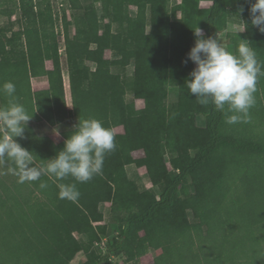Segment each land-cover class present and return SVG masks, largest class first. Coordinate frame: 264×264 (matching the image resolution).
<instances>
[{
  "label": "trees",
  "instance_id": "16d2710c",
  "mask_svg": "<svg viewBox=\"0 0 264 264\" xmlns=\"http://www.w3.org/2000/svg\"><path fill=\"white\" fill-rule=\"evenodd\" d=\"M254 2L60 0L61 40L52 0H0V85L15 84L32 121L73 124L58 143L28 124L16 140L33 163L63 149L79 118L101 120L116 143L102 174L77 183L76 201L59 197L58 184L72 177L0 178V264H116L120 254L140 264L150 248L161 253L148 264H264V76L247 123L227 124L185 84L197 27L220 39L242 23L230 49L246 40L264 62V33L251 23ZM40 77L48 87L36 90L32 80ZM106 213L117 221L110 238Z\"/></svg>",
  "mask_w": 264,
  "mask_h": 264
},
{
  "label": "clouds",
  "instance_id": "9594fccd",
  "mask_svg": "<svg viewBox=\"0 0 264 264\" xmlns=\"http://www.w3.org/2000/svg\"><path fill=\"white\" fill-rule=\"evenodd\" d=\"M242 11V10H241ZM251 23L264 33V0H255L250 7ZM195 43L187 59L195 67L185 84L201 105L212 104L223 114L227 124L247 123L250 109L256 103L257 81L264 76V62L257 59L250 42L240 39L235 52L229 51L219 39L204 37L202 30H194ZM0 96L7 102L0 105V159L7 158L15 165L10 169L19 176V182L37 181L42 175L63 181L72 177L74 183H59V197L76 201L80 192L77 183H86L102 174L107 153L115 150V133L103 126L97 118H79L74 131L64 141L63 149L40 166L33 163L32 153L22 147L16 138H23L32 119L16 95L12 81L0 85ZM40 188L47 187L46 182Z\"/></svg>",
  "mask_w": 264,
  "mask_h": 264
},
{
  "label": "rangeland",
  "instance_id": "374dc122",
  "mask_svg": "<svg viewBox=\"0 0 264 264\" xmlns=\"http://www.w3.org/2000/svg\"><path fill=\"white\" fill-rule=\"evenodd\" d=\"M53 3V13H54V20H55V28L56 31L60 37V39H63V35H64V31H63V24H62V17H61V4H60V0H52ZM208 2L207 1H203L202 5H207ZM15 17V14L13 15V18ZM1 21V18H0ZM244 30V26L242 25V23L240 22H234L233 24H230V26L228 27V29L224 30L223 32L220 33V40L223 42L224 46L229 50L232 51L230 49V36L233 32H237V31H243ZM107 55H109V52L107 53ZM47 66L51 67L52 66V62L50 60L47 61ZM64 75L66 77V79L68 80V73L67 71H64ZM34 85L35 87L41 86L42 84H38L37 81H34ZM138 105H142V101H138ZM136 155H143L142 151H137ZM2 162L0 160V178L7 180V182L13 181L16 177H15V173L13 171H10V169L12 168H8L5 169L2 166ZM140 173H143L144 170L140 169L139 170ZM150 184H148L149 186ZM109 205L108 203L103 204V208L105 206ZM109 213H106L105 216V222H107L108 224V236L109 238L111 236H113L117 230V221L114 220L111 216H109ZM108 238V237H107ZM96 246L98 247L99 250L101 251H105L106 250V246L105 244H102L101 241H97ZM161 253V249H155V248H150L144 255H142L141 257H139V263L140 264H148V263H152L155 259V257L157 255H159ZM80 255H78V257L75 259L74 263H77L78 260H80ZM114 261L116 262V264H132L131 262L126 261L125 257L120 254L117 256L113 257Z\"/></svg>",
  "mask_w": 264,
  "mask_h": 264
},
{
  "label": "crops",
  "instance_id": "0c3cea01",
  "mask_svg": "<svg viewBox=\"0 0 264 264\" xmlns=\"http://www.w3.org/2000/svg\"><path fill=\"white\" fill-rule=\"evenodd\" d=\"M34 81H37L38 84L41 83L42 85L35 87ZM32 84H33V88L36 90L45 89L48 87V81L44 77L33 78ZM64 87H65V99H66L67 109H71L72 108L71 89L69 84V78L67 80L65 75H64ZM28 124L32 125L34 132L37 136H48L56 143L64 140L63 132L67 131L73 125L71 120L69 119H66L62 123H57V124H50L46 120H41V121L30 120ZM117 130L118 129H116V131ZM136 152H134V155L139 156L136 155Z\"/></svg>",
  "mask_w": 264,
  "mask_h": 264
}]
</instances>
